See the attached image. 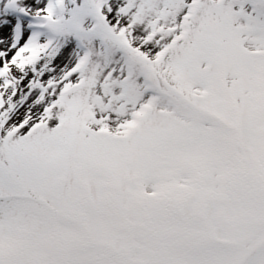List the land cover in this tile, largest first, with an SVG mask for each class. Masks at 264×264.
I'll return each mask as SVG.
<instances>
[{"label":"snow or ice","instance_id":"snow-or-ice-1","mask_svg":"<svg viewBox=\"0 0 264 264\" xmlns=\"http://www.w3.org/2000/svg\"><path fill=\"white\" fill-rule=\"evenodd\" d=\"M0 264H264V0H0Z\"/></svg>","mask_w":264,"mask_h":264}]
</instances>
